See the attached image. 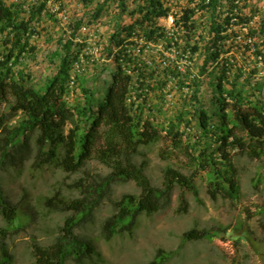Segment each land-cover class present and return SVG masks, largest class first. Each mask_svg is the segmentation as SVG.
<instances>
[{"label": "trees", "instance_id": "obj_1", "mask_svg": "<svg viewBox=\"0 0 264 264\" xmlns=\"http://www.w3.org/2000/svg\"><path fill=\"white\" fill-rule=\"evenodd\" d=\"M48 1L0 0V105L13 97L10 110L16 117L14 122L7 115L0 118V168L23 162L37 133L38 154H47L66 171L78 172L97 158L113 171L102 183L82 188V198L67 202L58 193L48 200L55 208L74 213L52 244L34 242L37 264L70 260L83 264L100 256L76 228L108 194L113 179L134 180L141 193L124 194L115 202V213L102 227L107 240L131 232L139 214H154L169 206L177 187L178 211L186 212L187 192L198 194L196 182L203 174L213 198L222 193L232 201L238 199L233 150L264 156V77L260 75L264 70V11L254 6V0H82L89 8L88 20L79 18L70 26V36L58 39L59 47L50 54L57 63L55 73L36 82L22 66L23 60L38 52L31 42L39 32L37 25L44 17L55 18L50 11L43 14ZM170 15L175 39L169 38L162 24ZM84 24H108L110 30L90 43L80 32ZM160 39L169 46L174 41L179 55L189 53L190 64L184 71L154 61V53L146 49ZM234 46L252 54L254 65L249 71L246 63L228 55ZM173 80L190 97L192 109L182 110L165 127L154 114L157 107L152 97ZM188 114L198 122L195 138L180 129L183 122L190 126ZM160 140L166 145L162 148L166 159L185 151L184 168L189 174L170 164L162 187H155L145 173V163L137 165L131 156L141 146ZM0 213L6 221L0 229V264H13L7 236L24 225L27 215L8 200L1 183ZM214 236L212 231L194 228L182 238L211 240ZM171 255L160 248L148 264H164Z\"/></svg>", "mask_w": 264, "mask_h": 264}, {"label": "rangeland", "instance_id": "obj_2", "mask_svg": "<svg viewBox=\"0 0 264 264\" xmlns=\"http://www.w3.org/2000/svg\"><path fill=\"white\" fill-rule=\"evenodd\" d=\"M7 1L9 3L12 0ZM253 2L254 6L264 11V0ZM61 3L71 24L81 17L84 21L88 20L89 8L82 0H61ZM116 10L115 5H112V11ZM56 18L44 17L37 25L39 32L32 43L38 47V52L27 58L22 66L33 75L36 82L43 81L56 71L57 63L50 59V54L59 47L58 39L64 35L66 27L62 20L57 18L56 21ZM109 30L108 24H92L87 25V30H82L81 34L88 37L90 43H94L97 35H108ZM203 30H206L207 35V27ZM242 30L245 35L247 29ZM235 47L228 55L246 63L249 71L254 65L251 61L252 54L248 56V51L243 54ZM262 94L264 97V88ZM13 100L10 97L8 102L0 105V118L1 115H7L9 121H15L16 117L10 110ZM152 102L161 109V112H157V117L163 125L168 120H176L182 110L192 109L190 101L184 98L180 88L172 91L168 103L158 97V91L153 94ZM191 116L187 115L191 130H187L182 124L181 131H185L190 138H195L198 122ZM1 132L0 125V135ZM36 137L31 142L32 149L27 159L21 164V172L10 166L0 170V182L10 201L27 213L24 225L10 230L7 236L13 264H37L33 255L34 242L43 246L52 244L61 235L66 219L73 215L72 210L55 208L53 202H48L46 198L53 197L58 192L67 202L82 198V188L102 183L113 171L110 164L97 158L90 161L83 171L67 172L54 162L37 158ZM165 146L161 140L141 147L137 154L131 156L135 164L142 161L146 164V174L155 187H162L164 171L169 164L189 174L188 169L184 168L188 161L185 151L176 152L173 157L165 159L161 155V149ZM36 160L42 161L41 164L37 165ZM232 161L238 171L236 178L240 190L239 198L235 201L222 193L216 199L213 198L207 177L203 174L196 182L198 194L187 192L186 212H177L180 193V188L177 187L169 206L155 214H139L131 232L120 233L107 240L102 235V227L115 213V202L124 194L141 193L134 180L113 179L108 194L76 229V233L90 240L100 254L86 259L83 264H148L160 248L172 252L165 264H264V156L258 158L239 150L233 151ZM3 227H6V221L0 213V229ZM194 228L212 231L215 236L211 240L183 241V234ZM67 264L78 263L70 260Z\"/></svg>", "mask_w": 264, "mask_h": 264}, {"label": "clouds", "instance_id": "obj_3", "mask_svg": "<svg viewBox=\"0 0 264 264\" xmlns=\"http://www.w3.org/2000/svg\"><path fill=\"white\" fill-rule=\"evenodd\" d=\"M7 3H8V1L7 0H5ZM12 1H14V2H17V1H20V0H12ZM12 1H10V2H12ZM24 1V0H23ZM27 1H35V0H27ZM61 0H56V2H55V5H58L59 7H60V9L57 11V12H53L52 10H51V7L48 5L47 6V8H45L44 9V11H43V14H45L46 12H48V11H50V12H52V13H54V15H55V17H57L59 20H62L63 21V26H66L65 27V31H64V37H69L70 36V34H71V28H70V26L72 25L71 23H70V21H69V18H68V15L66 14V11H64L63 10V7H62V3L60 2ZM9 2V3H10ZM49 2V1H48ZM47 2V3H48ZM24 8L25 9H27V5H24ZM50 9V10H49ZM66 16V18H64ZM170 17H172L173 18V23L171 24V25H169V18ZM162 24L165 26V28L168 30V32H169V38L170 39H175V30H176V26H175V28H174V17L172 16V15H170L167 19H163L162 20ZM82 30H87V25L86 24H84L82 27H81V29H80V32H82ZM37 35V34H36ZM36 37V36H35ZM34 37V38H35ZM33 40V39H32ZM238 40H240V37H238ZM32 42V41H31ZM175 42L174 41H172V43H171V45L169 46V44H168V41L167 40H163V39H160L159 40V42L158 43H156L155 45L153 44L152 46L151 45H148V47H147V51H151L152 53H154V61H156L158 64H160V65H162L163 67L164 66H168V65H174V66H177L179 69H180V65H183V68L182 69H180V70H182V71H184V69L186 68V66H188L189 64H190V60H189V57H190V55H189V53H187V54H183V55H179V53H178V51H177V49H176V46H175V44H174ZM33 44V43H32ZM34 45V44H33ZM94 45V44H93ZM96 46H94V50L95 51H97L96 49ZM94 51V53H96ZM32 57V56H31ZM26 60V59H25ZM25 60H23L24 62H25ZM25 65V64H24ZM77 70L78 71H80L81 70V66H79V65H77ZM260 75H262L263 77H264V70H262L261 71V74ZM256 78H258V76H256ZM176 82H177V80H173V81H171V82H169V84H168V86H166L163 90H160V91H158V93L161 95V100H163L165 103L167 102L168 103V100L171 98V96H172V91L173 90H175V89H179V86L176 84ZM186 92L187 91H189V89L188 88H186V89H184ZM184 96V98L185 99H187L188 101H189V99H190V97L189 96H187V95H183ZM156 108V107H155ZM157 109H159V108H156V110ZM154 111V114H157V112L158 111ZM168 124V122L165 124V125H163V126H165L166 127V125ZM182 124H184L185 126H186V129L187 130H191L190 129V126H188V125H186V123L185 122H183ZM181 124V125H182ZM180 129H181V126H180ZM183 132H185V131H183ZM163 135L165 134V132H164V130H163ZM185 134V133H184ZM37 136V133L34 135V137H36ZM33 137V138H34ZM33 138H32V140H33ZM185 138V137H184ZM36 139H37V137H36ZM161 141V140H160ZM163 141V140H162ZM32 142V141H31ZM38 143V142H37ZM157 143V142H156ZM155 144V143H154ZM153 145V144H152ZM39 146V145H38ZM150 146V145H149ZM141 147H145V146H141ZM140 147V148H141ZM31 149H32V145H31ZM31 149H30V151H31ZM162 150V149H161ZM240 149L239 148H236L235 150H233V151H239ZM241 151V150H240ZM30 153V152H29ZM37 154H38V148H37ZM28 155L29 154H27V156H26V158L24 159V161L23 162H21V163H18L16 166H13V165H11L10 163L9 164H7L6 166H4V167H2V168H0V170L1 169H5V168H7L8 166H10V167H13L14 169H15V171H17V172H21V164H23L24 162H25V160L27 159V157H28ZM161 155H162V151H161ZM163 157V156H162ZM37 158H39V159H41L42 158V160H49V162H54V163H56V165L58 166V167H61L62 169H64L62 166H60L59 164H57V162L56 161H53V160H50L49 158H48V155L47 154H43V155H39L38 154V156H37ZM38 159V160H39ZM166 159V158H165ZM94 160V159H93ZM232 160H233V152H232ZM92 161V160H91ZM41 162L42 161H37L36 160V164L37 165H39V164H41ZM143 162V161H142ZM89 163V162H88ZM87 163V164H88ZM87 164H86V166H87ZM141 164V163H140ZM137 165H139V164H137ZM146 165V164H145ZM170 165V164H169ZM86 166L82 169V170H80V171H83L85 168H86ZM168 166V165H167ZM145 168H146V166H145ZM65 170V169H64ZM66 171V170H65ZM80 171H78V172H80ZM67 172H69V171H67ZM73 173H76V172H73ZM145 173H146V170H145ZM237 174H238V171H237ZM147 175V174H146ZM237 177V176H236ZM149 178V177H148ZM117 179H120V178H117ZM150 179V178H149ZM238 181V180H237ZM1 183V182H0ZM152 183V182H151ZM2 184V183H1ZM137 184V183H136ZM163 184V183H162ZM3 186V185H2ZM239 186V185H238ZM3 188H4V186H3ZM141 189V188H140ZM4 191H5V189H4ZM59 193V192H58ZM58 193H56V194H58ZM5 194H6V192H5ZM61 194V193H60ZM133 194V193H132ZM6 196H7V194H6ZM55 196V195H54ZM53 196V197H54ZM218 197V196H217ZM7 198H8V200L10 201V199H9V197L7 196ZM50 198H52V197H48V198H46V200L48 201ZM216 199V198H215ZM172 201V200H171ZM179 201V200H178ZM11 202V201H10ZM13 205H16V204H14L13 202H11ZM179 205H180V203H179ZM17 206V205H16ZM18 207V206H17ZM19 209V208H18ZM178 209H179V207L177 208V212L178 213H183V212H179L178 211ZM22 213H26V212H24V211H22L21 209H19ZM188 210V209H187ZM27 214V213H26ZM155 214V213H154ZM22 217V216H21ZM27 218V217H26ZM5 220V219H4ZM65 224V223H64ZM80 225V224H79ZM78 225V226H79ZM23 226V225H22ZM20 228V227H19ZM78 228V227H77ZM76 228V229H77ZM63 230V229H62ZM9 248V247H8ZM11 254V253H10ZM33 255H34V253H33ZM35 257V256H34ZM36 260V259H35ZM165 264V263H164Z\"/></svg>", "mask_w": 264, "mask_h": 264}, {"label": "built area", "instance_id": "obj_4", "mask_svg": "<svg viewBox=\"0 0 264 264\" xmlns=\"http://www.w3.org/2000/svg\"><path fill=\"white\" fill-rule=\"evenodd\" d=\"M55 2H56V0H49V2H48V5L51 7V10L53 12H57L60 9V7L58 5H55ZM64 18H66V16ZM172 23H173V18L170 17L169 18V25H171ZM182 68H183V65H180V69H182Z\"/></svg>", "mask_w": 264, "mask_h": 264}]
</instances>
